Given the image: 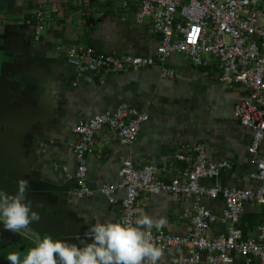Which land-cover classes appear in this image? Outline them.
Here are the masks:
<instances>
[{
    "label": "crops",
    "instance_id": "1",
    "mask_svg": "<svg viewBox=\"0 0 264 264\" xmlns=\"http://www.w3.org/2000/svg\"><path fill=\"white\" fill-rule=\"evenodd\" d=\"M87 1L89 8L80 10L72 0H0V16L8 19L0 33L6 37V48L18 57L8 69L22 74L17 94H8L5 88L0 95L2 157L13 177L28 179L37 202L59 216L70 242L85 239L97 220H120L123 190L115 189L118 203L111 204L98 189L120 182L119 172L126 159L136 167L155 166L159 177L169 182L185 167L175 158L180 146L203 143L211 161H226L230 167L212 179L200 180L202 185L258 187L259 181L251 174L259 161L264 162V144L252 154V133L233 115L236 103L249 91L241 86L227 87L214 65L197 67L186 55L176 53L164 62L174 71L172 78L162 77L155 65L135 72H86L75 80L65 55L72 44L116 55L154 57L161 39L149 21H133L136 0ZM36 7L42 9L45 24L39 40L33 38V27L27 23ZM122 103L149 118L131 144L120 143L117 135L107 130L96 135L94 150L84 156L86 182L95 192L78 198L74 194L78 187L73 176L77 167L73 127ZM202 201L212 212L220 213L221 199ZM193 204L192 199L168 193H141L135 220L143 213L161 222L150 230L183 235L189 230ZM81 216H87L88 222ZM263 226L264 204L244 203L237 224L241 237L256 239ZM222 231L224 225L218 223L208 234ZM185 253L183 248L170 247L163 250L159 264H170L171 258ZM197 264H207L204 255ZM232 264L258 261L235 256Z\"/></svg>",
    "mask_w": 264,
    "mask_h": 264
},
{
    "label": "built area",
    "instance_id": "2",
    "mask_svg": "<svg viewBox=\"0 0 264 264\" xmlns=\"http://www.w3.org/2000/svg\"><path fill=\"white\" fill-rule=\"evenodd\" d=\"M138 10L133 15L135 24L149 21L160 36L156 55L131 56L99 52L91 46L72 44L66 50V60L72 66L75 80L86 72H135L158 65L162 77L172 78L174 71L165 60L173 54L186 55L197 67L214 65L219 80L227 87L241 86L249 91L247 97L236 103L233 115L252 133L249 151L254 154L264 144V0H136ZM80 10L89 8L87 0H72ZM126 5V1L124 2ZM8 22L0 16V27ZM33 27V38L39 40L45 29L43 11L36 7L27 20ZM75 84V83H74ZM147 113L126 103L114 110L95 114L80 120L73 127L76 141L73 155L77 162L73 174L77 183L74 192L78 198L92 196L94 190L86 182L85 154L95 148L96 135L107 130L117 135L122 144L134 142ZM175 158L185 167L178 176L165 182L153 165L136 167L129 159L122 163L121 180L116 185H103L98 192L111 204L118 203L116 188L124 192L119 202L120 220L135 222V204L141 193H168L192 199L189 212V230L173 235L150 230L154 243L163 250L180 247L185 254L171 258L170 264H197L205 256L207 264H232L235 256L246 260L255 258L264 264V226L256 239H244L237 229L243 204L253 201L264 204V162L259 161L251 177L259 181L255 189L206 187L203 179H212L229 163L210 160L203 143H185ZM221 199L219 214L212 212L203 199ZM224 225V231L214 236L208 232L215 224Z\"/></svg>",
    "mask_w": 264,
    "mask_h": 264
},
{
    "label": "clouds",
    "instance_id": "3",
    "mask_svg": "<svg viewBox=\"0 0 264 264\" xmlns=\"http://www.w3.org/2000/svg\"><path fill=\"white\" fill-rule=\"evenodd\" d=\"M29 181L20 178L15 192L0 188V228L22 234L40 221V213L28 200ZM86 223L89 218L81 216ZM161 222L141 214L134 223L122 220H97L79 243L48 235L35 242L23 256L9 251L10 264H159L163 249L153 242L150 229ZM2 234V233H0Z\"/></svg>",
    "mask_w": 264,
    "mask_h": 264
},
{
    "label": "water",
    "instance_id": "4",
    "mask_svg": "<svg viewBox=\"0 0 264 264\" xmlns=\"http://www.w3.org/2000/svg\"><path fill=\"white\" fill-rule=\"evenodd\" d=\"M8 23L3 27L8 26ZM2 27V26H1ZM7 41L4 34L0 33V95L6 88L8 94L18 93L21 90V80L19 76L21 73L14 72L8 69L9 65L15 64L18 61L17 54L10 52L6 48ZM11 60V61H9ZM98 74V72H95ZM15 95H13L14 97ZM1 116H0V140L2 135L1 129ZM13 174L8 170L7 164L2 157L0 147V188L5 189L7 192H15L17 189L19 178L13 177ZM28 200L31 202L33 209L40 213L41 219L39 222L29 225L26 229L22 230V234L9 233L5 236L6 240H10L11 244L21 245L25 240L29 242L31 247L35 246V242L39 239L52 235L56 239L69 240V231L66 226H63L59 216L47 211L41 204L37 202L36 196L31 191L27 193ZM2 235V234H1Z\"/></svg>",
    "mask_w": 264,
    "mask_h": 264
},
{
    "label": "flooded vegetation",
    "instance_id": "5",
    "mask_svg": "<svg viewBox=\"0 0 264 264\" xmlns=\"http://www.w3.org/2000/svg\"><path fill=\"white\" fill-rule=\"evenodd\" d=\"M0 233H2V235L0 234V264H10L6 259L9 251H18L23 256L31 247L26 240L21 245L11 244L10 240H6L5 237L9 232L0 228Z\"/></svg>",
    "mask_w": 264,
    "mask_h": 264
}]
</instances>
